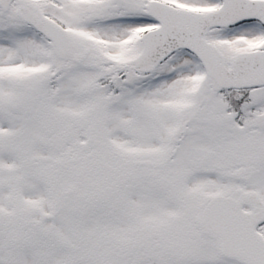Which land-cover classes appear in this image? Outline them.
Returning a JSON list of instances; mask_svg holds the SVG:
<instances>
[{"label": "snow or ice", "instance_id": "obj_1", "mask_svg": "<svg viewBox=\"0 0 264 264\" xmlns=\"http://www.w3.org/2000/svg\"><path fill=\"white\" fill-rule=\"evenodd\" d=\"M0 264H264V0H0Z\"/></svg>", "mask_w": 264, "mask_h": 264}]
</instances>
